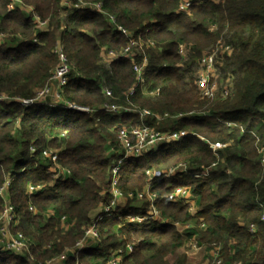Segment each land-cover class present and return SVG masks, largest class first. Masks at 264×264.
<instances>
[{
    "label": "trees",
    "instance_id": "trees-1",
    "mask_svg": "<svg viewBox=\"0 0 264 264\" xmlns=\"http://www.w3.org/2000/svg\"><path fill=\"white\" fill-rule=\"evenodd\" d=\"M83 1H101L104 13L68 8L64 0H0V32L4 33L0 95L10 98L0 102V187L10 179L8 198L20 217L15 229L28 237L36 256L33 262L28 254L0 250V264H37L74 245L94 211L110 198L108 191L100 193L99 183H106L120 151L116 131L142 122L161 131L187 133L125 159L117 187L124 194L141 190L147 170L165 173L183 161L189 165L188 172L152 181L154 204L171 222L191 220L186 205L166 197L177 186H186L196 199L197 218L182 231L155 219L124 223L126 216H144L149 209L147 200H127L114 215L100 221V239L80 253V262L105 264L109 249L134 242L130 264H191L176 251L185 239L195 237L209 249L212 243L220 244L222 264H264V0H192L186 12L177 10L180 0ZM30 7L42 20L48 19L45 29L34 27ZM108 14L128 34L113 29ZM212 24L217 26L215 32L208 30ZM138 34L154 42L134 60L140 63L147 55L144 87L159 89L156 96L144 93L141 86L126 95L135 82L132 58L100 62L102 49L119 50ZM222 34L232 44L233 52L222 69L230 74L234 93L202 100L191 68ZM180 42L189 49L182 66L177 54ZM60 53L71 68L61 92L65 100L100 106L108 88L111 102L170 117L157 120L148 115L141 121L132 110L118 116L99 110L96 121L85 112L43 104L23 106L13 100L31 98L46 83L54 86V81H47ZM185 112L186 116H176ZM215 141L226 144L217 156L209 144ZM49 147H62L58 164L70 172L63 179L53 180L54 165L42 156L41 151ZM213 163L208 176H195ZM29 184L42 188L28 194ZM2 207L0 198V211ZM61 216L74 221L66 232L60 227ZM201 222L204 229L198 227Z\"/></svg>",
    "mask_w": 264,
    "mask_h": 264
},
{
    "label": "built area",
    "instance_id": "built-area-1",
    "mask_svg": "<svg viewBox=\"0 0 264 264\" xmlns=\"http://www.w3.org/2000/svg\"><path fill=\"white\" fill-rule=\"evenodd\" d=\"M15 1V0H13ZM192 0H180L178 5V11L186 12L188 7L190 6ZM63 4L65 6H69L68 8H77L84 9L86 7L91 10L104 13L103 4L101 1L93 2V3H85L83 0H75V1H64ZM9 8H13V2L9 4ZM31 11V15L34 22V27L36 29H45L48 23V20H42L34 11L29 8ZM63 13L67 12V10H63ZM108 20L111 23L113 29L121 30L125 34H128L127 31L123 30V28L117 24L116 18L113 15L108 14ZM215 29L214 25H211L208 30L213 31ZM4 37V33L0 32V44ZM35 40V39H34ZM207 52H204L200 58V70L196 74L195 83L200 91V94L203 97L213 98V97H221L226 98L232 95V85L227 88L223 87L221 83L219 86L213 77L216 72V59L217 53L219 51L220 55H229L231 53V47L227 44L224 46L221 40H218ZM149 47H154V42L150 39L145 40L141 34H138L136 38H130L129 42L119 50L113 49H102L100 62L103 64H110L113 60L121 57L132 58L138 57L144 49ZM230 49V50H229ZM141 50V52H140ZM188 46L186 43H179L177 47V53L182 59H186L188 55ZM148 64V58L145 54H143L142 60L140 63H137L135 60L132 64V70L135 74V82L128 89L127 96L134 93L135 88L138 86H142L144 84V73ZM70 65L64 54L60 53V61L52 72L51 77L47 82L54 81V86L46 83L42 88L35 91V95L31 98H15L16 100L23 106H30L35 104H43V105H55L49 104L46 102L47 98H53V103L56 102L57 106L75 110L77 112H85L90 114L95 118L96 121L99 120L96 117V113L99 110H103L106 113L114 116H118L122 113H127L132 110V108L127 107L126 105L118 104L115 102H107L105 101L100 106H81L75 103L69 102L64 99L62 95L63 87L69 82V74H70ZM228 80L231 81L229 78ZM217 86L220 88L218 90ZM151 93L156 96L159 93V89H155L151 91ZM104 97L112 98V92L108 88H104ZM9 97L7 95H0V102L3 100H8ZM137 112L140 115V119L142 121L143 117L148 115H153L157 120L167 119L170 117L168 113H164L163 115L153 114L148 109L142 108L141 110H132ZM230 125V123H227ZM186 135L183 131H161L154 127V125L146 124L142 122L139 125L121 127L117 133V142L120 145L122 151L118 152V156L115 158L109 172V185L105 191H108L110 194V198L101 203L96 215H93L92 218L83 226V235L79 238L72 247L65 248L62 252L58 253L54 257H50L43 261L38 262L37 264H82L79 260L80 253L87 250V248L94 247L98 240L100 239V221L105 217H109L114 215L118 207H123L126 205L127 200L132 201H142L147 200L149 202V209L144 216L138 215H128L125 218L124 223H133V222H142L146 219H155L159 220L162 223H171L176 227L177 230L182 231L185 228H189L193 226L195 219L197 218L198 205L196 203V199L191 193L190 189L186 186H177L170 193L166 195V197L172 202H181L187 207V212L191 215V220L186 222L180 221H169L161 215V212L156 208L154 202L157 199L156 193L151 191V184L154 179H161L162 176H171L175 174H182L188 172V164L180 163L174 168H170L165 173L163 171H154L147 170L146 174L148 176L147 182L145 186L141 190L130 191L126 194L122 193L118 185L119 179V170L121 163L127 158H136L139 157L143 152L150 150L151 148L157 147L161 142H170L174 140H178L182 136ZM215 153L216 151L226 144L224 143H209ZM30 151L33 152V146H30ZM42 156L48 158L52 164L54 165L51 168V171L56 174V179H63L64 177L70 174L69 170H59L57 172V168H60L58 162L59 151L53 152L49 149H43ZM120 153V154H119ZM264 162V154L261 159ZM215 163L211 164L213 167ZM210 167L204 168L198 174H195L198 178H204L208 176ZM57 172V173H56ZM10 179L7 178L2 186L0 187V198L3 202L2 210L0 211V250H8L17 254L29 253V244L27 238L23 235L22 232L17 231L15 228L19 224V217L16 212L15 205L9 200V187H10ZM42 188V185H33L29 184L27 186V193L31 194L32 192L38 191ZM29 211L33 214H36V210L30 206ZM52 214V213H51ZM261 220L264 222V208L261 214ZM60 227L63 232L68 231L74 225V221H69L65 216H61ZM199 228L204 229L205 224L203 222L198 224ZM251 232H254V227H249ZM134 242H129L124 245H119L117 247L111 248L108 251V255L106 257L105 264H130V255L133 251ZM186 246H188L192 250H198L201 248V245L198 244L195 237L186 240ZM219 249L213 248L210 252V259L206 260L204 264H222V258L219 256ZM125 259H128V263H125ZM235 264H239L235 262Z\"/></svg>",
    "mask_w": 264,
    "mask_h": 264
},
{
    "label": "rangeland",
    "instance_id": "rangeland-1",
    "mask_svg": "<svg viewBox=\"0 0 264 264\" xmlns=\"http://www.w3.org/2000/svg\"><path fill=\"white\" fill-rule=\"evenodd\" d=\"M64 1H71V0H64ZM194 1H201V0H194ZM61 11H62V8H61ZM34 13H36L35 11H34ZM65 13H67V12H65ZM64 14V13H63ZM43 20H48L47 18L46 19H43ZM212 25H214L215 26V29L213 30V31H209V32H215L216 30H217V26H216V24H212ZM211 26V25H210ZM209 26V27H210ZM218 40H221L222 41V44H224V46H226L225 44H227V45H229L230 47H231V53L233 52V49H232V44L231 43H228V35H221V37L220 38H218L217 40H216V42L212 45H210L208 48H206L203 52H202V54L204 53V52H207V51H209L210 49H212L213 48V46H216L215 44L217 43V41ZM180 43H184V42H180ZM179 44V43H178ZM177 47H178V45H177ZM146 50V49H145ZM140 52H141V50H140ZM231 53L229 54V55H226V56H224V55H220V53H219V51H218V53H217V57H215V58H217L216 59V67H217V69H216V72H215V76L212 78L213 79V82H214V80L217 82V85L219 86V84L221 83V85L223 86V87H227V88H229L231 85H232V93H234L233 91H234V88H233V82L232 81H230V80H228L230 77V74L228 73V71H223V67H224V60H225V58L227 57V56H230L231 55ZM178 54V53H177ZM202 54H201V56H202ZM146 55V54H145ZM100 56H101V53H100ZM147 56V55H146ZM178 56H179V54H178ZM201 56L200 57H198L197 58V61H196V64H194L193 66H192V68H191V75H193L195 78H196V74L198 73V71L200 70V65H199V62H200V58H201ZM180 57V56H179ZM148 58V57H147ZM187 58L186 59H182L181 57H180V61H178V65H183L185 62H187ZM148 65V64H147ZM193 72V73H192ZM217 86V88H218V90H220V88ZM141 88H142V90H143V92L144 93H148L149 95H153L152 93H151V91H147L146 89H145V87H144V84L141 86ZM197 90H198V87H197ZM147 91V92H146ZM198 93H199V97H200V99H202V100H209V98L207 97H203L201 94H200V91L198 90ZM147 94V95H148ZM216 98V97H215ZM211 99V98H210ZM105 101H107V102H111V100L109 99V98H106V100ZM46 102L47 103H49V104H55V105H48V106H51V107H57V103L56 102H54L53 103V98H50V97H48L47 98V100H46ZM145 109H147V108H145ZM149 110V109H148ZM150 111V110H149ZM188 113H178V115H176V116H186ZM146 117V116H145ZM145 117H143V119L145 118ZM142 119V120H143ZM184 132V131H183ZM117 131H116V135H117ZM185 133H187V132H185ZM116 139H117V137H116ZM218 142V141H217ZM118 143V142H117ZM210 143H216V141L215 142H210ZM218 143H220V142H218ZM119 144H117V146H118ZM50 148V150H52L53 152H56V151H58V150H62V147H60V148H55V147H49ZM120 148V153H121V151H122V149H121V147L119 146L118 147V149ZM119 153V154H120ZM114 161V160H113ZM113 163V162H112ZM180 163H185V162H183V161H181V162H178L177 163V165L178 164H180ZM57 165H58V162H57ZM176 165V166H177ZM60 166V165H59ZM176 166H173V167H171V168H174V167H176ZM189 166V165H188ZM208 167H210V166H208ZM206 168V167H205ZM188 169H189V167H188ZM211 169H212V166H211ZM59 170L61 171V170H68L67 168H64V167H61L60 166V168H57V172H59ZM156 171H159V170H156ZM155 171V172H156ZM52 172V171H51ZM56 172V173H57ZM56 174H54L53 172H52V174H51V176H52V178H53V180H55V176ZM108 179H109V176H108ZM107 179V181H106V183L105 184H103V183H99V185L100 186H102V189L100 190V193L101 194H103V191H105L106 189H107V187H108V185H109V180ZM101 206V204L98 206V209H99V207ZM97 211L98 210H96V211H94V213H93V215H96V213H97ZM37 212V211H36ZM40 213V212H39ZM46 215H48L47 213H46ZM49 215H51L50 213H49ZM92 215V216H93ZM19 217V216H18ZM45 217H47V216H45ZM92 218V217H91ZM19 222H20V217H19ZM26 238H28V237H26ZM186 240L187 239H185L184 241H183V243H182V245L177 249V251H176V253H184L185 254V256L187 257V261L189 262V263H191V264H204L205 262H206V260H208V259H210V252L213 250V248H218V247H220V244H215V243H212V245H211V248L209 249V247L207 246V244L206 243H198L199 245H201V248L200 249H198V250H192V249H190L188 246H186ZM28 241H29V239H28ZM73 246V245H72ZM72 246H67V247H65V248H70V247H72ZM117 247V246H116ZM28 254V255H27ZM24 256L25 255H27L28 256V260H30V261H33L34 262V260H35V254H33L32 253V251H31V249H30V246H29V253H24L23 254ZM34 259V260H33ZM39 261H41V260H39Z\"/></svg>",
    "mask_w": 264,
    "mask_h": 264
}]
</instances>
